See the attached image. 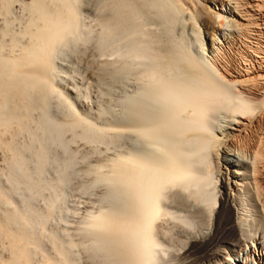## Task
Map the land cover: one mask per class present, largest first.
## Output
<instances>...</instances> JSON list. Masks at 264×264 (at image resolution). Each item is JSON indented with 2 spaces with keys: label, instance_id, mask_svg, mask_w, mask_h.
<instances>
[{
  "label": "bare ground",
  "instance_id": "obj_1",
  "mask_svg": "<svg viewBox=\"0 0 264 264\" xmlns=\"http://www.w3.org/2000/svg\"><path fill=\"white\" fill-rule=\"evenodd\" d=\"M87 2L0 0V264H264V0Z\"/></svg>",
  "mask_w": 264,
  "mask_h": 264
},
{
  "label": "rangeland",
  "instance_id": "obj_2",
  "mask_svg": "<svg viewBox=\"0 0 264 264\" xmlns=\"http://www.w3.org/2000/svg\"><path fill=\"white\" fill-rule=\"evenodd\" d=\"M86 1H88L87 3H93V0L91 1V0H84V4H83V8H84V6H85V4H86ZM208 4H209V2H208ZM87 5H89V8H90V10H89V8H87L86 6H85V8H84V10H85V12H90L91 10H92V5L91 4H87ZM91 6V7H90ZM206 10L208 11L209 9L206 7ZM93 11V10H92ZM187 12H189L188 10L187 11H184V14H183V16H184V18H186V19H184V24L185 25H187V26H189V25H191V23H192V21L191 20H188L187 19V16H189V14H187ZM207 19V18H206ZM186 26V27H187ZM204 28V27H203ZM90 52H91V48H87L86 50H84L83 51V53H86V55L88 56V54H90ZM80 53V52H79ZM79 53L78 52H73V53H70L69 54V56H72L73 54H74V56H73V58H74V60L72 61V62H70V58L71 57H69V58H67L66 60H64V61H58L59 63H61L62 64V66L67 70V73L66 74H62V76L67 80V82H66V84H65V88H67V89H69V90H71L72 92H74L75 93V91L77 90V89H80L82 92H86V93H89L90 94V96H91V100H93L92 102H91V104H94V102L98 99V101L100 102L101 101V103H103V105L105 106V104H106V102H108L107 100H109L108 98H109V93H108V91H106L107 89H105V87H106V85H105V83H102L101 82V84H102V86H101V84L99 83L101 80H97V78L96 77H94V76H96V73L98 72V68H99V65H101V62H102V60L104 59L105 60V57H100V58H98L97 59V57L95 56V57H93V59H92V56L90 57V55H89V57H88V59H87V56H85L86 58H84L83 57V59L81 58L82 56H84V55H81V57L79 58ZM82 53V54H83ZM76 54V55H75ZM78 54V55H77ZM81 54V53H80ZM77 56V57H76ZM99 57V56H98ZM78 59V60H80V59H82L81 61H76V60ZM69 60V61H68ZM90 61L91 63H90V65H92V67H90V65L87 63L88 61ZM93 61V64H92V61ZM75 61V62H74ZM89 65V66H88ZM93 77V78H92ZM97 81H98V83H97ZM97 85H98V87L100 88H98L97 87ZM106 88H108V87H106ZM105 89V90H104ZM109 90V89H108ZM98 91L100 92V95H99V93H98ZM119 90L117 89V92H118ZM105 92V94H102V93H104ZM116 92V93H117ZM96 95H98V97H95ZM99 96H101V98H99ZM97 98V99H96ZM85 100L86 99H84L83 97H79L78 98V101H81L82 103H84L85 104ZM95 100V101H94ZM97 102H95V104H96ZM94 104V105H95ZM1 164H2V162L0 161V166H1ZM79 177H77L76 178V180H80V178L78 179ZM75 180V179H74ZM73 182H75V181H73ZM74 196H77V198L76 197H74ZM72 198L74 199V201H75V205H77V206H84V204H85V206L87 205V204H89V202H87V198L88 197H86V196H84L83 195V197L81 196H79V195H74ZM79 196V197H78ZM84 197H86V198H84ZM84 198V199H83ZM86 199V200H85ZM74 201L72 200V203H70V204H74ZM76 201H82L84 204L82 205L80 202L78 203V202H76ZM84 201H86V202H84ZM89 201V200H88ZM78 203V204H77ZM80 207V208H81ZM83 208V207H82ZM81 208V209H82ZM248 246L250 247L251 246V243L250 242H247V246H245L244 248H243V250H241L240 252L237 250L236 252H237V256H236V258L237 259H241L242 258V256H245L246 255V252H248ZM184 250V249H183ZM250 250H251V252H250V255H251V258H253V257H255V253H257V251H255V249L253 248V247H250ZM246 251V252H245ZM249 253V252H248ZM188 256H184L185 258H183L182 259V262L185 264L187 261V263L186 264H188L189 262H197V260H199L200 259V255H203V252H196V253H189V254H187ZM193 256H195V258L193 257ZM187 257V258H186ZM202 257V256H201ZM194 258V259H193ZM197 258V259H196ZM189 260H191V261H189ZM229 263H232V264H234V262L233 261H230ZM220 264H224V263H220Z\"/></svg>",
  "mask_w": 264,
  "mask_h": 264
}]
</instances>
